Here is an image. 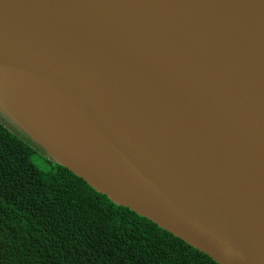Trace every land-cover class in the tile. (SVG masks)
Here are the masks:
<instances>
[{"label":"water","instance_id":"1","mask_svg":"<svg viewBox=\"0 0 264 264\" xmlns=\"http://www.w3.org/2000/svg\"><path fill=\"white\" fill-rule=\"evenodd\" d=\"M0 109L218 264H264V0H0Z\"/></svg>","mask_w":264,"mask_h":264},{"label":"trees","instance_id":"2","mask_svg":"<svg viewBox=\"0 0 264 264\" xmlns=\"http://www.w3.org/2000/svg\"><path fill=\"white\" fill-rule=\"evenodd\" d=\"M0 264L218 263L0 122Z\"/></svg>","mask_w":264,"mask_h":264},{"label":"rangeland","instance_id":"3","mask_svg":"<svg viewBox=\"0 0 264 264\" xmlns=\"http://www.w3.org/2000/svg\"><path fill=\"white\" fill-rule=\"evenodd\" d=\"M0 122H2L5 126H7L9 129L13 130L14 132L18 133L22 137L29 139L30 142H32L34 147H38L40 151L42 152V155L47 157L48 159L54 161L51 156L47 153L45 149H43L41 146H39L37 143L33 142L32 137L26 133V131L18 124V121H16L14 118L10 117L6 112H4L2 109H0ZM33 159L35 162H37L40 166H43V163L40 161L39 155L37 152L34 153ZM55 162V161H54Z\"/></svg>","mask_w":264,"mask_h":264},{"label":"bare ground","instance_id":"4","mask_svg":"<svg viewBox=\"0 0 264 264\" xmlns=\"http://www.w3.org/2000/svg\"><path fill=\"white\" fill-rule=\"evenodd\" d=\"M3 93V91L0 93V95Z\"/></svg>","mask_w":264,"mask_h":264}]
</instances>
